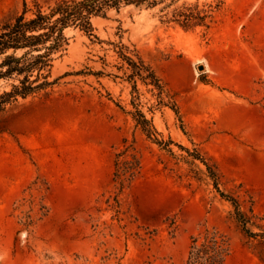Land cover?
<instances>
[{
	"label": "rangeland",
	"instance_id": "1",
	"mask_svg": "<svg viewBox=\"0 0 264 264\" xmlns=\"http://www.w3.org/2000/svg\"><path fill=\"white\" fill-rule=\"evenodd\" d=\"M24 1L0 0V25ZM58 1L26 0V18ZM195 7L192 29L135 7L68 28L57 85L0 113V264H187L206 230L228 238L226 264H264V0L172 10ZM122 53L155 72L162 105Z\"/></svg>",
	"mask_w": 264,
	"mask_h": 264
},
{
	"label": "trees",
	"instance_id": "2",
	"mask_svg": "<svg viewBox=\"0 0 264 264\" xmlns=\"http://www.w3.org/2000/svg\"><path fill=\"white\" fill-rule=\"evenodd\" d=\"M180 0H59L49 14L35 2V12L31 18H26L28 5L24 1V12L14 21L0 25V113L7 108L27 99L30 96L46 92L59 79L53 78L55 63L61 59L69 47L66 30L77 27L87 34L94 31L92 18L105 16L111 9L120 10L123 7L155 10L163 14L167 22H173L185 29L202 25L206 17H201L198 7L184 10L172 8ZM172 10V11H171ZM124 49V48H123ZM121 59L131 71L129 80L134 83L141 80L152 85L158 91L160 105L163 104L164 87L155 72L138 57L122 53ZM134 120L147 136L158 144L162 142L154 138L157 134L152 122L138 109L133 100ZM224 196V195H223ZM237 206V202L231 199ZM240 222L246 227L242 214L238 211ZM252 234V233H251ZM264 240V234L254 235ZM231 255L228 238L216 230H206L204 234L192 237L187 264H226Z\"/></svg>",
	"mask_w": 264,
	"mask_h": 264
},
{
	"label": "water",
	"instance_id": "3",
	"mask_svg": "<svg viewBox=\"0 0 264 264\" xmlns=\"http://www.w3.org/2000/svg\"><path fill=\"white\" fill-rule=\"evenodd\" d=\"M200 69H201V70H203L204 68H203V67H201Z\"/></svg>",
	"mask_w": 264,
	"mask_h": 264
}]
</instances>
